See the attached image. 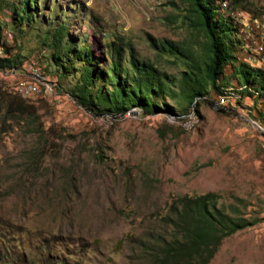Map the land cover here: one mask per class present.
<instances>
[{
	"label": "rangeland",
	"instance_id": "obj_1",
	"mask_svg": "<svg viewBox=\"0 0 264 264\" xmlns=\"http://www.w3.org/2000/svg\"><path fill=\"white\" fill-rule=\"evenodd\" d=\"M35 1L41 4L37 23L18 36L2 32L11 53L25 59L20 70L0 72V93L23 97L35 72L54 88L28 97L34 125L25 117L7 119L0 104V264H152L150 248L167 236L160 217L172 199L207 192L218 194L220 204L243 200L242 216L260 220L225 238L209 264H264L261 99L237 103L235 95L210 90L209 103H225L223 112L200 100L188 116H144L136 109L121 117L96 116L58 91L59 77L42 43L47 29L65 24L68 37L109 62L104 36L122 35L169 75L170 93L178 95L185 68L159 56L150 38L200 51L205 37L185 19L188 2ZM223 1L222 18L238 27L237 61L264 69V0L217 3ZM1 18L9 22L7 14ZM78 76L59 79L63 89H71ZM224 81L229 91L240 86L230 66ZM158 101L178 114L185 106L179 98Z\"/></svg>",
	"mask_w": 264,
	"mask_h": 264
},
{
	"label": "trees",
	"instance_id": "obj_2",
	"mask_svg": "<svg viewBox=\"0 0 264 264\" xmlns=\"http://www.w3.org/2000/svg\"><path fill=\"white\" fill-rule=\"evenodd\" d=\"M186 1L189 9L185 19L205 37L201 50H189L173 41L150 38L152 48L159 56L174 58L185 68L181 72L178 95L170 93L174 83L169 75L154 62L140 57L124 36L115 33L104 36L108 38L104 50L109 62L105 58L101 61L84 41L67 36L65 24L47 29L42 36L57 77L64 79L70 74H79L71 89L64 90L58 79V91L66 93L77 105L96 116L121 117L133 109L144 116L159 112L188 116L193 110L197 112L200 100L210 102V90H216L219 96L235 95L237 103L243 97H252L253 105L256 98L264 104V69L237 61L234 50L240 42L238 27L233 19L228 17L225 21L222 18L221 3L219 5L218 0ZM46 2L44 0L42 6ZM36 5L41 4L35 0H0V14L9 17L8 23L0 19V72L20 70L25 59L19 52L11 53L1 39L3 30L7 29L15 36L23 34L24 28L37 23ZM226 66H230L232 75L238 79V89L231 87L232 91H229L227 88L224 81ZM165 97L179 98L185 103L181 114L175 107L158 101ZM29 100L21 95L0 93V104L7 119L18 122L25 117L34 125L36 114ZM209 104L224 111L225 105ZM259 121L264 124V109L259 113ZM234 200L239 205L235 202L220 204V197L214 192L173 198L167 212L160 217L167 236L154 240L153 246L149 247L150 263L209 264L225 238L260 222L242 216L244 202L238 198Z\"/></svg>",
	"mask_w": 264,
	"mask_h": 264
},
{
	"label": "bare ground",
	"instance_id": "obj_3",
	"mask_svg": "<svg viewBox=\"0 0 264 264\" xmlns=\"http://www.w3.org/2000/svg\"><path fill=\"white\" fill-rule=\"evenodd\" d=\"M221 4L223 6L222 8L226 9L227 2L223 1ZM29 79L31 80V82L27 83L24 86L23 97L28 98V97H32L35 93L37 94L41 93V91L50 92L53 90L52 87H54V84H52V87L47 86V83L42 82V81H47V80L43 77H40V75H38V73L36 72L33 73ZM37 83H39L40 86L36 85Z\"/></svg>",
	"mask_w": 264,
	"mask_h": 264
},
{
	"label": "built area",
	"instance_id": "obj_4",
	"mask_svg": "<svg viewBox=\"0 0 264 264\" xmlns=\"http://www.w3.org/2000/svg\"><path fill=\"white\" fill-rule=\"evenodd\" d=\"M259 65H264V61H259ZM29 76H32V73H30ZM42 82H45V83H47V86L52 87L51 81H42ZM52 88H54V87H52ZM26 92H28V91H26ZM217 103H218V105H225V103H220V102H217Z\"/></svg>",
	"mask_w": 264,
	"mask_h": 264
}]
</instances>
